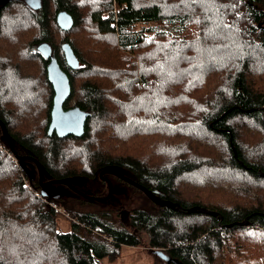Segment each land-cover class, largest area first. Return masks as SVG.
Returning <instances> with one entry per match:
<instances>
[{"label": "trees", "instance_id": "obj_1", "mask_svg": "<svg viewBox=\"0 0 264 264\" xmlns=\"http://www.w3.org/2000/svg\"><path fill=\"white\" fill-rule=\"evenodd\" d=\"M87 1L91 2L41 0L40 7L32 9L22 0H8L0 6L4 80L0 104L5 105L11 94L17 105L33 108L47 97L41 110L40 143L9 132L0 108V121L14 151L8 150L17 162L16 170L7 167L0 152L1 175L9 180L0 192V264H98L101 258L116 259L121 245H138L139 230L147 234L150 248L183 264H264V176L258 174H264V0H192L201 7L195 25L203 61L198 69L184 73L188 60L175 42L161 39L155 30L157 39L145 44L144 29H132L134 24L168 16L159 4L92 0L89 8ZM59 10L72 18L68 30L55 25ZM176 19L181 23L183 17L168 18ZM81 23L90 38L111 39L110 48L115 50L111 61L98 65L82 57L66 36ZM51 24L62 33L58 48L53 37L48 38ZM30 29L36 34L32 36ZM40 42L50 45L51 55L67 75L69 95L62 107L88 112L79 137L46 134L52 89L46 79L48 59L35 50ZM63 42L78 61L75 69L64 62ZM182 44L184 51L186 41ZM253 76L262 82L255 84ZM39 81L47 88L46 96L37 87ZM129 148L131 152L121 151ZM18 154L26 156L23 167L33 158L50 179L77 176L81 186L86 180H98L95 176L103 168H111L178 208L152 202L149 207H132L126 215L127 229L103 210L115 204L78 196L45 198L75 212L77 222L71 221L63 232L56 227L54 209L22 186L19 169L39 191L37 172L32 178L25 167L20 168ZM106 176L112 185L117 180L141 192L114 175ZM179 181L185 183L181 190ZM185 188L194 191L186 194ZM69 200L77 203L71 209ZM91 205L97 206L94 211L77 208ZM193 205L216 212L220 220L184 212ZM243 220L245 224H239Z\"/></svg>", "mask_w": 264, "mask_h": 264}, {"label": "rangeland", "instance_id": "obj_2", "mask_svg": "<svg viewBox=\"0 0 264 264\" xmlns=\"http://www.w3.org/2000/svg\"><path fill=\"white\" fill-rule=\"evenodd\" d=\"M135 4H148V3H157L160 5L163 14H167L168 16H165L163 19L157 22H149V23H143V24H134L132 26V29L138 30L139 28L144 29L143 31V38L145 39V44H149L150 39L155 38L157 39V33H160L162 36L161 39L166 38L168 41L175 42V46L180 48V52L184 54L183 59L188 60V66L187 69L183 71L186 72L189 69H198L199 65L202 63V50L199 44L197 36V26L195 23L198 21L200 17L201 7L200 5L192 0H134ZM92 6V0L91 2H86V7ZM199 8V9H198ZM80 9V8H79ZM84 11V9H81ZM170 14V15H169ZM171 15H180L183 17L182 22L180 23L178 19L171 22L168 20ZM82 17V16H81ZM56 25V24H55ZM55 25L51 24L50 29L48 31V38L52 39L54 41V45L56 44L58 48L59 41L62 40V33H58L55 29ZM152 27V29H151ZM59 29V28H58ZM155 30H158L157 33H154ZM264 31V28H263ZM30 34L33 36L35 32H32L31 29L29 30ZM71 34L70 36L68 33L66 34L67 37L72 38L73 45L75 47H79L81 50L82 57L88 61L89 63L98 64L101 65L104 63L105 60L111 61L109 57L115 53V50L110 48L111 46V39L109 40H102L101 42H98V40L94 39L93 37H89V34L86 32L85 27H82V23L77 28L69 31ZM36 34V33H35ZM65 38V36L63 37ZM186 41V49L183 51L182 47V41ZM57 42V43H56ZM36 50V48H35ZM56 51V50H54ZM60 51V50H59ZM58 51V52H59ZM58 56V53H57ZM182 59V60H183ZM174 66L172 65V71L174 72ZM3 75L0 71V81H4L2 79ZM38 78L41 79L40 76ZM86 77H81L80 79H84ZM252 80H255V84H259L262 82V79L260 77L256 78L253 76ZM37 87H40L41 89H44L45 96L47 95V88L46 86L39 81L37 84ZM36 87V88H37ZM6 94H9V88L8 90L4 91ZM170 96V95H169ZM11 94H9L8 99L6 100L5 105L3 102L1 105V111L3 114H5V119L8 124V130L9 132L15 134L17 137H27L28 139L33 138L35 143L42 142V130H41V123H42V109H44V105L47 101V97L45 99V103L41 102L40 104H37V106H34L33 108H29L26 105H17L16 102L11 100ZM2 100V97L0 96V101ZM44 100V99H43ZM42 100V101H43ZM54 134V133H52ZM51 134V135H52ZM50 135V136H51ZM55 135V134H54ZM5 147V148H4ZM124 153L131 152V149L128 150H121ZM0 152L5 155L3 156V159L5 160V165L8 167L9 165L14 167V170H16V158L12 155V153L8 150V147L4 144H0ZM21 156V154H18ZM31 168H29L31 171H27L26 173L28 175H35L36 168L35 165L30 164ZM20 170V169H19ZM18 170V174L20 175L22 186L27 188L28 191L32 196H34L38 201L45 203L47 205L46 197H43L39 194L38 189L34 187V185L31 184V181L29 179H26L25 176L22 175V172ZM2 168H0V192H2L5 188H7L9 180H7V175L2 176L1 175ZM37 172V171H36ZM106 174L110 173H102L100 178L95 176L96 179L103 181V177L106 178ZM112 175V174H110ZM49 178V177H48ZM109 179H113L111 176H108ZM50 179V178H49ZM98 180H95L94 182H87L82 184V188L86 190V195L94 196L100 192H103L100 195L96 196H102L105 194L106 187L104 184H101ZM104 182V181H103ZM180 185H178L179 190H181V186L184 187L185 183L183 181H179ZM98 185V187H97ZM113 186L123 187L122 193L116 194L115 198L118 199L119 205L113 206V208H103L106 212H111L112 218L114 217L115 223L118 225H122L125 228L129 229L128 224V218L126 219L127 211H129L132 207H149L151 204V201L147 199L143 193L137 192L134 190H131L128 186H126L124 183H120L119 181H113ZM98 188H102V190H99ZM120 188V189H121ZM193 188V186H192ZM98 189V191L96 190ZM184 193L186 194H192L194 189L185 188L182 189ZM98 192V193H96ZM90 193V194H89ZM96 193V194H95ZM41 196V197H40ZM60 198V197H57ZM84 198V197H83ZM86 199V198H84ZM88 200V199H87ZM90 201V200H89ZM54 203V207L50 205H47L48 207H51L54 209L56 213V227L60 229L61 231H68L69 230V223L76 219L74 216H72L75 212L70 213L67 212L64 208L59 206L57 203L52 201ZM100 203V202H99ZM77 203L74 200H69L68 205L69 208L72 206H75ZM111 205L110 201H105L102 203V205ZM97 206L91 205V206H82L77 207L79 209V212L84 211H94ZM101 207V206H100ZM71 209V208H70ZM75 210V208H74ZM124 213V214H123ZM77 222V220H74ZM6 224L12 223V222H5ZM10 234L7 233V236ZM12 234H10L8 237H11ZM136 235H138L139 238V244L136 246H126L121 245L120 246V253L119 256L114 260H108L107 258H101L98 261V264H164V261L160 257H158L155 254H152L149 251V246L147 245V234L143 230H139L136 232Z\"/></svg>", "mask_w": 264, "mask_h": 264}, {"label": "water", "instance_id": "obj_3", "mask_svg": "<svg viewBox=\"0 0 264 264\" xmlns=\"http://www.w3.org/2000/svg\"><path fill=\"white\" fill-rule=\"evenodd\" d=\"M6 1L8 0H0V6H2V4H4ZM22 1L32 9H38L41 5V0H22ZM55 22L56 25L61 30H68L72 25V18L70 14L67 13L65 10H59L55 15ZM60 49L62 51L65 64L69 68L75 69L78 65V61L72 49L70 48L69 44L67 42H63L60 45ZM36 50L41 54L42 57L48 59V62L46 64V79L50 83L52 89L51 107L49 111V122L46 128L47 136H50L52 133H54L57 137H65L67 135H73L75 137L81 136L83 133L84 121L85 118L88 116V112L81 110L76 106L68 107L65 109L62 107L63 102L69 95V83H68L67 75L59 67L55 58L51 55V48L48 43L40 42L39 44H37ZM0 131H1L0 140L4 142V144L8 147L9 150L14 151L10 139L8 137V134L6 132V129L1 121H0ZM229 145L233 157L237 159L236 152L232 143L229 142ZM24 158H26V156H20V155L17 156L19 167L25 171L24 167L21 164V160H23ZM30 159L33 161L37 171L38 182H39V186H38L39 194L43 197H46L47 199L59 197L60 193H58V191L60 190L61 185H65L69 188H72L73 185L79 184L80 182V177L77 176L60 178V179H48L47 181H42V177L48 178V175L46 174V172H44L41 169L40 165L33 158ZM237 162L240 165H242V163L238 159ZM102 173H110L115 177L119 178L120 180H122L123 182L140 190L155 205L165 206L173 210H176L178 208L177 203L156 197L154 194L155 193L154 190L150 191L146 189L142 185L132 181L128 177L118 173L117 171L111 168H103L102 170H100L98 172L99 178ZM258 174L264 176V174L259 171ZM103 180L106 182L107 185V193L105 196L97 197V196H89L84 194H81V196L90 201H104L112 193L117 192V190L113 188L112 184L107 178L103 177ZM52 183H57L59 184V186L52 188L50 187V184ZM184 212L185 213L200 212V213L212 215L214 217H217L218 220H220V216L216 212L207 210L197 205H193L186 208ZM239 224L244 225L245 220L241 221ZM149 251L152 254H155L161 259H163L166 263L183 264L179 260L175 258H170L169 256L165 255L161 249L149 248Z\"/></svg>", "mask_w": 264, "mask_h": 264}, {"label": "flooded vegetation", "instance_id": "obj_4", "mask_svg": "<svg viewBox=\"0 0 264 264\" xmlns=\"http://www.w3.org/2000/svg\"><path fill=\"white\" fill-rule=\"evenodd\" d=\"M50 84V83H49ZM65 109V108H64ZM22 161H24V159L22 160ZM33 164V162L31 161V160H29V159H27V160H25V162H24V167L27 169V170H29V171H31L29 168H31V166H30V164L31 163ZM34 165V164H33ZM33 165H32V167H33ZM35 167V166H34ZM35 177V175H32V178H34ZM35 178H37V180H38V176H36ZM49 178H46V177H42V181H47ZM104 181V180H103ZM81 182H82V179L80 178V182H79V184H76V185H73V189L72 188H69V187H67V186H65V185H61L60 187V190L58 191V193H60V198H75L74 196H78V197H82L81 196V194H84V195H86V193H88V192H85V191H82V190H80L78 187H80L81 186ZM104 183L106 184V182L104 181ZM59 186V184H57V183H52V184H50V187H52V188H55V187H58ZM107 186V185H106ZM113 186V185H112ZM113 188H115L116 190H117V192H114V193H112L107 199H105L104 201H95V202H100V203H104L105 201H110V204L112 205V204H116V205H119V202H118V199L117 198H115L116 196V194H119V193H122L124 190L121 188V187H118V188H116V187H113ZM121 188V189H120ZM123 190V191H122ZM106 191H107V187H106ZM107 193V192H106ZM106 193L105 194H103L102 196H105L106 195ZM90 194V193H89ZM144 195V194H143ZM94 196H96V195H94ZM102 196H97V197H102ZM145 196V195H144ZM146 197V196H145ZM83 198V197H82ZM147 198V197H146ZM148 199V198H147ZM124 214V213H123ZM162 261H164L163 259H162ZM164 264H170V263H166L165 261H164Z\"/></svg>", "mask_w": 264, "mask_h": 264}, {"label": "built area", "instance_id": "obj_5", "mask_svg": "<svg viewBox=\"0 0 264 264\" xmlns=\"http://www.w3.org/2000/svg\"><path fill=\"white\" fill-rule=\"evenodd\" d=\"M40 197H41V196H40ZM47 204L50 205V206H52L53 208H55V207H54L55 204L52 203V201H47ZM53 204H54V205H53Z\"/></svg>", "mask_w": 264, "mask_h": 264}]
</instances>
